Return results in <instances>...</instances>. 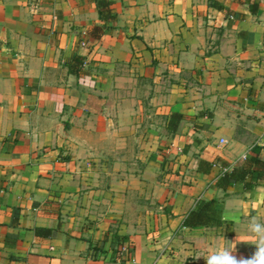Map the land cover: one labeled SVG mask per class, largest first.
Wrapping results in <instances>:
<instances>
[{
  "label": "crops",
  "instance_id": "1",
  "mask_svg": "<svg viewBox=\"0 0 264 264\" xmlns=\"http://www.w3.org/2000/svg\"><path fill=\"white\" fill-rule=\"evenodd\" d=\"M114 10L95 40L96 0H0V264H206L195 257L264 222V184L214 186L264 161V0ZM211 199L219 224L184 227Z\"/></svg>",
  "mask_w": 264,
  "mask_h": 264
},
{
  "label": "trees",
  "instance_id": "2",
  "mask_svg": "<svg viewBox=\"0 0 264 264\" xmlns=\"http://www.w3.org/2000/svg\"><path fill=\"white\" fill-rule=\"evenodd\" d=\"M96 8L103 25L102 27H92L88 31V34L95 40H99L107 31L111 30L110 24L116 21L117 15L114 10V0H96ZM72 62L73 64H68L69 72L79 75L84 62L83 58L73 56ZM180 121V114H171L166 123L167 131L175 133ZM211 168L212 164L210 162L198 160L196 171L208 174ZM261 184H264V161L255 156L246 158L240 166L233 167L230 171L224 172L214 182V186L222 190H226L232 185H239L245 190H252L255 186ZM220 218L221 210L218 200H200L184 219L183 226L187 228L216 226L219 224ZM119 240L117 242L120 243L121 239Z\"/></svg>",
  "mask_w": 264,
  "mask_h": 264
},
{
  "label": "clouds",
  "instance_id": "3",
  "mask_svg": "<svg viewBox=\"0 0 264 264\" xmlns=\"http://www.w3.org/2000/svg\"><path fill=\"white\" fill-rule=\"evenodd\" d=\"M239 223V222H238ZM245 227V237L236 236L235 241L229 242L225 246H218L205 254L195 257H203L206 264H264V222L258 216H251ZM245 242L255 245V251L249 257H238L236 245Z\"/></svg>",
  "mask_w": 264,
  "mask_h": 264
},
{
  "label": "built area",
  "instance_id": "4",
  "mask_svg": "<svg viewBox=\"0 0 264 264\" xmlns=\"http://www.w3.org/2000/svg\"><path fill=\"white\" fill-rule=\"evenodd\" d=\"M224 143H225L224 140H220V144H224ZM119 250H120V254L123 257H126L128 259L130 258V247L128 245H126L125 243H121Z\"/></svg>",
  "mask_w": 264,
  "mask_h": 264
}]
</instances>
